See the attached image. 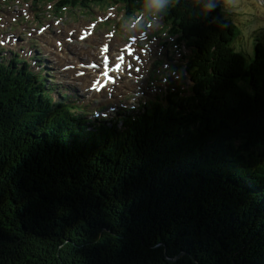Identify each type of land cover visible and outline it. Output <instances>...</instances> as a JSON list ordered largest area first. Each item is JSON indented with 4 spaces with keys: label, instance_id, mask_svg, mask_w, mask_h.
<instances>
[{
    "label": "trees",
    "instance_id": "1",
    "mask_svg": "<svg viewBox=\"0 0 264 264\" xmlns=\"http://www.w3.org/2000/svg\"><path fill=\"white\" fill-rule=\"evenodd\" d=\"M51 1L163 15L192 48L191 83L89 123L14 54L0 68V264H264V41L253 58L233 49L239 27L215 0Z\"/></svg>",
    "mask_w": 264,
    "mask_h": 264
},
{
    "label": "rangeland",
    "instance_id": "2",
    "mask_svg": "<svg viewBox=\"0 0 264 264\" xmlns=\"http://www.w3.org/2000/svg\"><path fill=\"white\" fill-rule=\"evenodd\" d=\"M263 1L264 0H215V2H214V4L216 6H218L219 11H223L225 16H227L229 19L233 20L238 25L240 34L235 39V41L233 42V46L236 48V50L244 53L247 57L253 58L257 41H264V2ZM39 2L37 1L36 6H33L31 9H36L37 7H39V4H37ZM79 7L84 8V6H81V5ZM89 8L90 7H87V9H89ZM102 9H103V11H107L106 10L107 7L104 6V4H98L95 6L96 11H101ZM68 10H65V11H68ZM52 11H53L52 9H49L47 7H42V9L39 11L35 10V12H36L35 14L37 15L38 18H41L42 15H45V18L49 19L48 13H52ZM75 11L78 13L80 12L79 9L75 10ZM91 16H92L91 14H87V16H82V18L85 20L86 19H92ZM32 17L33 16H31V18L28 19L29 20V23H28L29 26H31L32 23H34L38 20L36 18H35V20H33ZM64 17H65V19H67L66 21L72 20V18L69 16V14H66V16H64ZM94 17H96V15ZM120 18H123V19H120ZM40 20H43V19H40ZM128 20L129 19H127L123 15H120L119 17L111 18L109 20V24H112L115 22L116 27L122 25L123 30H124L125 29L124 23H127ZM63 22L58 23V25L54 26V28L58 29L60 27H64L65 24ZM160 22H161L160 20L156 21V23L153 27L154 31H156V32L158 31V26L160 25ZM22 25H26V23H22V21H19L18 25L12 24V26L14 28L22 26ZM2 28L5 29L4 26ZM8 31H10V30H8ZM62 32H63V30H62ZM26 39H27L26 42L30 43L32 45V47L38 48L40 50V52L43 51V50H41V47L38 45L40 42L35 41L38 44H35L32 42L33 39L36 40L35 38H26ZM40 45L42 46L41 43H40ZM25 49H27V48L25 47ZM25 49L23 51H25ZM12 50H14V49H10L9 51H2L1 52L0 56L3 57V60H6V57L4 56V54H6V52H9L8 53V58H9L10 57L9 54H10V52H12ZM188 53H190V51ZM40 54L42 56L45 55V53H43V52ZM23 56H25V54H23ZM48 58H49L50 66H53L54 63L50 62V60L52 59L51 56L48 55ZM56 62L58 63V61H56ZM166 73H168V70L165 69L164 72L162 73V76L165 75ZM55 74L57 76H59V72L57 70L55 71ZM159 76H161V75H159ZM171 77H173V75H171ZM60 78H62V76ZM174 79H176V78H174ZM172 80L173 79L171 78L169 80V83H172L173 82ZM52 82L54 83V82H56V80L52 79ZM160 85H161L160 83H157L153 87V89H144L142 94L138 98V101L133 103L132 105H135V107L137 105L138 106L142 105L144 103L143 99L146 100L147 97L152 96L154 94V92L152 93V90H156L157 93L160 91L159 90ZM52 87H53L54 92L56 94V99H59V93H58L56 86L52 85ZM77 97L79 98L80 96H77ZM89 100H90L89 103H91L90 109L98 108L99 105L96 104L94 98L91 97ZM152 102L153 101H151L150 104ZM103 104H104V102H102V104L100 105V110H99L100 113H101V111L109 110V109L105 108ZM87 105H88V103H87ZM90 113H93V112H90ZM107 117H109V116H107Z\"/></svg>",
    "mask_w": 264,
    "mask_h": 264
},
{
    "label": "bare ground",
    "instance_id": "3",
    "mask_svg": "<svg viewBox=\"0 0 264 264\" xmlns=\"http://www.w3.org/2000/svg\"><path fill=\"white\" fill-rule=\"evenodd\" d=\"M89 39H90V37L86 38L87 41ZM92 42H100V41L97 38H93V41ZM116 42L117 43H120L119 45H121V42H120L119 38H117V37L115 38V42L114 43H116ZM87 48L88 47H86V46H77L76 44L68 47V54H69V56L67 58L68 59V64H69V65L67 64L68 65V69H66L61 64V59H59L58 57H56V59H58L59 62L56 63V60H54L55 61L54 62V65L53 66H49L50 63H48L49 62V58H48V55L47 54H45V55L42 56V64H44V66H46V68L50 67L49 70H48V73L49 74H52L56 70L59 71L60 74L66 73L69 70L71 72L74 71V70L78 71L79 68H80L79 63L76 60H71V58L74 57V55L76 53L82 54V51L85 50V49H87ZM34 51L35 50H33V51L30 52V58H31V60H32V56H35ZM45 60H46V62H45ZM4 64L5 63H0V68ZM70 64H74L75 65V68L72 67V66H70ZM80 70H81V68H80ZM68 76H69V74H68ZM85 78H88V76L87 75L77 76V78L75 80H71V84L74 85V86L71 85V91H70V97L71 98H75L77 96H80L81 94H84L83 89H84ZM49 80H50V83H52L53 86H56L57 85V87L59 89V92L61 94L65 93L66 87L68 86V83H67L66 80L61 79L60 76L55 77L56 82H54V83L52 82L51 77H49ZM67 80L70 82V79H67ZM73 101H71V102L69 101L68 103H73ZM185 132H187V131H185Z\"/></svg>",
    "mask_w": 264,
    "mask_h": 264
},
{
    "label": "snow or ice",
    "instance_id": "4",
    "mask_svg": "<svg viewBox=\"0 0 264 264\" xmlns=\"http://www.w3.org/2000/svg\"><path fill=\"white\" fill-rule=\"evenodd\" d=\"M103 51L105 53H107L109 51V47L107 44H105L103 46ZM124 51L126 52L127 56L133 58L135 61H141L142 59V53H143V50L142 49H134V48H125ZM113 62L115 63V71H120L122 69V67L125 66V57L123 55L121 56H118V57H114L113 58ZM108 65H109V60H108V57L106 56L104 58V61H103V68L105 69L104 72H103V75L107 78L105 84L101 85L100 88L101 89H104L106 88V85L108 82H111L113 85L116 84V79L112 76L109 75V72H108ZM126 68H127V71H128V74L131 75L133 70L136 72V73H139L140 72V67H134V64L132 62H127L126 64ZM96 84H99V81L97 80L94 84H92V88H96ZM97 91H99L100 89H96ZM107 94L110 96L112 94L111 90L109 89L107 91Z\"/></svg>",
    "mask_w": 264,
    "mask_h": 264
},
{
    "label": "clouds",
    "instance_id": "5",
    "mask_svg": "<svg viewBox=\"0 0 264 264\" xmlns=\"http://www.w3.org/2000/svg\"><path fill=\"white\" fill-rule=\"evenodd\" d=\"M167 3V0H150V5L151 7H153L156 11H159L160 9H162L164 7V4ZM206 7H213L212 5H208ZM138 20H132L129 21L128 24L125 27V31L128 34H132V30L135 29L137 27L138 24Z\"/></svg>",
    "mask_w": 264,
    "mask_h": 264
}]
</instances>
